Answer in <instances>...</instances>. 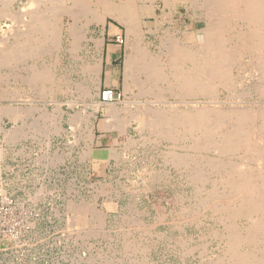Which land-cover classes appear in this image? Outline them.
Instances as JSON below:
<instances>
[{"label":"rangeland","instance_id":"obj_1","mask_svg":"<svg viewBox=\"0 0 264 264\" xmlns=\"http://www.w3.org/2000/svg\"><path fill=\"white\" fill-rule=\"evenodd\" d=\"M48 1L44 0L45 5L41 2L31 6L25 3L26 0H20L12 6L8 0H0V264H232V249L238 254L247 251L257 256L259 249L264 250V247L248 248L243 244L237 249L231 244L233 235L243 237L249 224L245 217L231 215L219 203L227 188L223 184L231 176L235 177L231 173L233 168L236 171L250 169L251 173L258 171L255 163L250 162L253 152L216 154L214 144L219 143L218 134L226 125L202 141L201 130L194 133L184 131L181 135L183 129L177 127L176 132L171 131L176 137L173 139L171 134L167 136L164 132L167 128L154 125V115L159 110L167 113L169 108L168 112L173 109L179 112L200 106L212 107L208 110L214 109V114L218 109L225 113L230 108H252L248 111H261L264 118V89L261 75L257 76L259 62L253 59L249 64L245 62L249 58H245L241 71L234 65V71L231 70L233 83L226 88L227 92L213 88L210 95L198 93L192 94L193 97L179 98L174 95L172 84L169 85L174 81L171 74L176 69L167 65L168 56H165L172 41V46L196 50L202 37L199 30L206 25L200 0H167L166 3L170 1L167 5L162 0L153 4L150 0H127L136 9L146 6L143 9L146 25L142 27L140 42L136 39L139 42L136 44L135 37L127 34L126 23L114 14L106 15L95 0H81L80 5H76L87 10L83 11L86 15L81 12L83 9L73 7V2L53 0L71 9V16L63 17L65 38L62 44L50 40L42 42L35 37L30 39L26 36L29 16L35 11L45 13L52 4V0ZM68 4L72 6L68 7ZM119 9L122 17L126 7L118 6ZM13 14L17 15L15 22L7 16ZM93 15L97 20L100 17L101 21L93 19ZM24 20L28 25L23 24ZM69 32L80 34L77 38ZM193 32H197L198 42L194 40ZM116 37L125 39L124 43L118 45ZM68 43H72L71 46ZM168 44L170 49H167ZM110 46L116 49L111 66L122 71L120 89L116 91L120 99L113 103L120 112L116 117H110L109 107L99 100L103 77L110 68L107 64ZM136 48L144 50L141 52L147 54H144L146 58L156 57L154 59L160 61L162 67H159L162 69L160 74L167 76L162 78L160 75L151 82L147 75L135 70L126 72L125 58L133 55ZM189 67H192L191 63L181 65L184 71ZM42 72L46 73L44 79L41 78ZM256 80L261 85H257ZM160 88H163L162 93ZM169 90L173 93L170 94ZM58 103L61 104L57 106ZM96 105L101 108L97 109ZM123 109L126 113L122 112ZM127 113L133 115L134 120L139 116L147 117L144 123L148 125L153 118L152 124L148 126L141 120L139 123L140 117L134 121ZM263 120L253 123L261 124L260 138L256 137L259 140H264ZM128 121L129 124L125 123ZM118 122L125 124L121 123L119 129ZM189 134L191 138L195 136L192 143L196 140L200 146L194 144L191 147ZM255 142L260 148L264 144L263 141ZM221 160L228 166L225 165L226 170L218 171L214 165ZM230 162H234L235 167Z\"/></svg>","mask_w":264,"mask_h":264},{"label":"bare ground","instance_id":"obj_2","mask_svg":"<svg viewBox=\"0 0 264 264\" xmlns=\"http://www.w3.org/2000/svg\"><path fill=\"white\" fill-rule=\"evenodd\" d=\"M5 1V0H4ZM7 1V0H6ZM16 1H20V0H8V4H13ZM51 1V0H49ZM48 1V2H49ZM57 1H63V0H56ZM69 3L73 2L71 4H73V7H76V5H78L79 3H81V0H68ZM153 4L154 2L156 3L157 0H150ZM149 1V2H150ZM159 1V0H158ZM165 2L164 5H167L166 1L167 0H162ZM193 1V0H192ZM199 0H197L198 2ZM2 2V0H1ZM43 3L44 0H26L25 3L31 5V6H36L40 3ZM46 2V1H45ZM44 2V5H45ZM55 1L53 2L52 0V4L50 6L49 9H45L46 12H33V8H32V15L30 14L29 18V31H27L26 36H29L30 39L31 37H35V38H39L42 42H45V40H50V41H57L59 43L62 44L63 42V37H64V21L65 19L63 18L65 15L70 17V10L69 8L66 9L64 4L61 6L59 3H56ZM66 2V0H65ZM96 5L100 6L102 8V11L107 15V14H114L116 15L118 18H120L122 20V22L124 21V23H126L127 25V34H131L133 35V37H135V44L139 43L140 41L138 39H140L141 37V31H142V27L144 25H146V22L144 21V15H143V9L146 8L145 7H141L140 9H136L131 2L129 1H125V0H116L115 2L112 1L110 3H108L106 0H95ZM94 2V3H95ZM144 2V1H143ZM64 3V2H63ZM135 3V2H134ZM202 9L204 11L205 17H206V21H205V28L199 30L202 34V37L200 38V41L197 38V32H193L194 35V40L195 41H199L197 46L195 47L196 50L192 51V50H188L185 48H182V46H177L174 45L172 46L171 44H174V41H172V43L170 44L171 49L169 44L167 45V49L169 48L170 50L166 53H168V55H164L165 57H167V61H165L166 63L169 61V64L167 63V65L171 66L174 70L176 69V71H173L174 73H172L171 75H173V82L169 83L172 84L170 85L173 88V91H175L174 95L178 96L179 98H185V96H192V94H196L199 95L202 93L203 94H213V88L217 89V91H220L219 89H224L225 91L227 90L226 88H229V85H231V83H233L231 80V70H233V66L237 65V67L240 69L241 71V66L243 63V60L245 61V58H249V60H246L245 62L248 61L249 64H251L250 62H253L252 60L255 59L257 62H259L260 66H259V71L260 73L257 75H261V80H262V85L259 84L258 80H256L257 85H261L263 86L264 89V0H200ZM67 4V3H66ZM84 4V3H83ZM169 4V3H168ZM26 5V4H25ZM80 5V4H79ZM78 5V6H79ZM141 5V4H140ZM146 5V4H144ZM194 5V4H193ZM27 6V5H26ZM43 6V4H42ZM72 6V5H70ZM68 4V7H70ZM120 6L121 8H123L124 6L126 7V13H124V15L122 17H120V12L121 9H119V11L117 10V7ZM190 6V5H189ZM199 6V7H201ZM6 7V6H5ZM38 7V6H37ZM62 7V8H61ZM83 7V5H82ZM84 7H86L84 5ZM138 7V6H137ZM77 8V7H76ZM77 8L78 10H82V13L85 9L84 8ZM193 8V7H192ZM191 8V9H192ZM39 9V8H38ZM63 9V10H62ZM66 9V10H65ZM89 9V8H88ZM104 9V10H103ZM11 10V9H10ZM21 10V9H20ZM23 10V9H22ZM21 10V11H22ZM36 10V8H35ZM44 10V11H45ZM90 10V9H89ZM93 10V8H92ZM9 11V10H8ZM87 11V10H85ZM101 11V12H102ZM7 12V11H6ZM15 12V11H14ZM24 12V11H23ZM72 12V11H71ZM74 12V11H73ZM78 12V11H75ZM90 12V11H89ZM88 12V13H89ZM102 12V13H103ZM169 12V11H168ZM12 13V12H11ZM16 13V12H15ZM21 13V12H20ZM27 13V12H25ZM47 13V14H46ZM49 13V14H48ZM80 13V12H78ZM87 13V14H88ZM98 13V12H97ZM96 13V14H97ZM4 16L6 15V13H3ZM23 14V13H22ZM77 14V13H76ZM75 14V15H76ZM92 14V13H91ZM163 14V13H162ZM26 15V14H25ZM74 15V16H75ZM78 15V14H77ZM86 15V13H85ZM98 15V14H97ZM100 15V14H99ZM98 15V16H99ZM164 15V14H163ZM10 16L11 19L15 22L17 20V15L13 14V15H7ZM6 16V18H7ZM20 16V15H19ZM28 16V15H27ZM95 15L92 16L93 19ZM97 16V17H98ZM101 16V15H100ZM105 16V15H104ZM103 16V17H104ZM166 16V15H165ZM195 16V15H194ZM85 17V16H84ZM109 17V16H108ZM112 17V15H111ZM167 17V16H166ZM169 17V16H168ZM75 18V17H74ZM74 18L72 20H74ZM21 19V18H20ZM71 19V18H70ZM77 19V18H75ZM100 19V17L98 18V20ZM27 20V19H26ZM22 21L23 24H26L25 21ZM89 20V19H88ZM96 18V21H98ZM95 21V20H94ZM101 21V19H100ZM103 21V20H102ZM204 21V20H203ZM69 22V21H68ZM73 22V21H72ZM77 22V21H76ZM89 22V21H88ZM100 23V22H98ZM119 23V22H118ZM74 24V23H73ZM72 24V25H73ZM85 24V23H84ZM102 24V23H101ZM16 25V24H15ZM28 25V24H26ZM186 25V24H185ZM23 26V25H22ZM21 26V27H22ZM70 26V24H69ZM68 26V28H69ZM77 27V24L75 25ZM122 26V25H121ZM16 27V26H15ZM28 27V26H27ZM72 27V26H71ZM126 27V26H125ZM20 28V27H19ZM24 28V27H23ZM11 29V28H10ZM16 29V28H15ZM72 29V28H70ZM74 29V28H73ZM193 29V28H192ZM186 30V29H185ZM191 30V29H190ZM12 31V30H11ZM10 31V32H11ZM69 31V30H67ZM71 31V30H70ZM77 31V30H76ZM176 31V30H175ZM184 31V30H183ZM194 31V30H192ZM74 32V31H73ZM78 32V31H77ZM168 32V31H167ZM178 32V31H177ZM12 33V32H11ZM165 33V32H164ZM175 33V32H174ZM67 34V33H66ZM69 34H73V35H77L75 33H71L69 32ZM80 34V33H79ZM79 34L76 36L78 38ZM166 34V33H165ZM172 34V33H171ZM4 35V34H3ZM182 35V34H181ZM163 36V35H162ZM170 36V35H168ZM75 37V38H76ZM173 37V36H172ZM180 37V36H179ZM34 38V40H35ZM65 38V37H64ZM68 38V37H67ZM74 38V37H73ZM76 38V40H78ZM80 38V37H79ZM127 38V37H126ZM169 38V37H168ZM167 38V39H168ZM171 38V37H170ZM182 38V37H181ZM184 38V37H183ZM27 39V38H26ZM136 39L139 41L137 42ZM142 39V38H141ZM2 40V39H1ZM38 40V39H37ZM125 40V39H124ZM161 40V39H160ZM169 40V39H168ZM181 40V39H179ZM72 41V38H71ZM74 41V40H73ZM72 41V43H73ZM184 41V39H183ZM183 41L181 43H183ZM22 42V41H21ZM40 43V41H38ZM37 42V43H38ZM160 42V41H159ZM196 42V43H197ZM28 43V42H27ZM66 43V42H65ZM72 43H68V45L71 46ZM180 43V44H181ZM25 44V42H24ZM134 44V45H135ZM186 44V43H185ZM37 45V44H35ZM41 45V43H40ZM182 45V44H181ZM193 45V44H191ZM196 45V44H195ZM194 45V46H195ZM31 46V45H30ZM58 47V45H56ZM136 46V45H135ZM169 46V47H168ZM184 46V45H183ZM61 47V46H59ZM73 47V45H72ZM138 49L140 50L141 48H139L140 46H137ZM6 48V47H5ZM16 48V47H15ZM40 48V47H38ZM74 48V47H73ZM79 48V47H77ZM165 50L166 47H164ZM1 49V48H0ZM20 49V48H19ZM137 49V48H136ZM136 49H133V51H136ZM137 49L136 52L133 53V55L125 58L126 63H125V69L126 72H128L129 70L133 71L134 70L136 72H138V74H143V76L147 75V79H157V77L159 76L160 78V71L159 70V63L160 61H157L156 57L150 58H146L145 52L142 53L144 50L139 51ZM143 49V48H142ZM145 49V48H144ZM39 50V49H38ZM77 50V49H76ZM131 50V49H130ZM40 52V51H39ZM147 52V50H146ZM150 52V51H149ZM3 53V52H2ZM13 53H15L13 51ZM162 53V52H161ZM37 54V53H36ZM145 54V55H144ZM151 54V52L149 53V55ZM130 55V54H129ZM128 56V55H127ZM154 56V55H153ZM8 57V56H7ZM26 57V56H25ZM30 57V55H29ZM74 58V57H73ZM78 58V57H77ZM22 59V58H21ZM158 59V58H157ZM160 59V58H159ZM165 59V58H164ZM162 60V59H161ZM16 61V60H15ZM18 61V60H17ZM250 61V62H249ZM255 61V63H257ZM1 62V61H0ZM162 62V61H161ZM164 62V63H165ZM182 62V63H181ZM244 62V63H245ZM99 63V62H98ZM124 63V62H123ZM163 63V62H162ZM163 63V64H164ZM184 63H188V64H192V67H189V71H184L181 68V65H184ZM161 64V63H160ZM257 64V65H259ZM98 65V64H97ZM124 65V64H123ZM247 65V64H246ZM34 66V65H33ZM89 66V65H86ZM94 66V65H93ZM96 66V65H95ZM163 66V65H162ZM187 66V65H186ZM190 66V65H189ZM2 67V66H1ZM82 67V66H81ZM80 67V68H81ZM91 67V66H89ZM98 67V66H97ZM165 67V66H164ZM163 67V68H164ZM168 67V66H167ZM170 67V69H171ZM175 67V68H174ZM245 67V66H244ZM243 67V68H244ZM84 68V67H83ZM82 68V69H83ZM123 68V69H124ZM162 68V67H161ZM169 68V67H168ZM191 68V69H190ZM247 68V67H246ZM252 68V67H251ZM254 68V67H253ZM255 68H257L255 66ZM86 69V67H85ZM90 69V68H89ZM97 69V68H96ZM95 69V70H96ZM171 69V70H173ZM237 69V71L239 70ZM31 70V69H30ZM44 69H42L43 71ZM98 70V69H97ZM165 70V68H164ZM249 70V68H248ZM251 70V69H250ZM249 70V71H250ZM46 71V68H45ZM50 72V70H47L46 72ZM87 71V69H86ZM90 71V70H89ZM93 71V70H92ZM99 71V70H98ZM129 71V72H130ZM166 71V70H165ZM234 71V70H233ZM243 71V70H242ZM248 71V72H249ZM258 71V70H257ZM125 72V70H124ZM135 72V73H136ZM247 72V71H246ZM253 72V71H252ZM256 72V71H255ZM51 73V72H50ZM81 73H83L81 71ZM164 73V72H163ZM170 73V71H169ZM233 73V72H232ZM32 74V72H31ZM255 74V73H254ZM36 75V73H35ZM35 75L33 77H35ZM40 75V73H39ZM42 75L44 79V75H46V73L42 72ZM92 75V74H91ZM135 75V74H134ZM170 75V74H169ZM250 75V74H249ZM126 76V75H125ZM124 76V77H125ZM162 78L164 75H161ZM167 76V75H166ZM164 76V77H166ZM251 76H253L251 74ZM21 77V76H20ZM97 77V76H96ZM128 77V75L126 76V78ZM140 78V77H139ZM172 78V76H171ZM236 79L238 77H235ZM259 78V77H258ZM21 79V78H20ZM42 79V80H43ZM50 79V78H49ZM30 80V79H29ZM48 80V79H47ZM131 80V78H130ZM145 80V79H144ZM249 80V79H248ZM35 81V80H34ZM41 81V80H40ZM52 81V80H50ZM49 81V82H50ZM134 81V80H132ZM137 81V80H136ZM135 81V82H136ZM156 81V80H155ZM162 81V79L160 80V82ZM235 81V80H234ZM239 81V80H238ZM251 81V80H250ZM126 82V81H125ZM130 82V81H129ZM159 82V81H158ZM165 82V81H164ZM237 82V80L235 81V83ZM144 83H146V81H144ZM42 84V83H41ZM129 84V83H128ZM127 84V86H128ZM135 84V83H134ZM155 85V84H154ZM152 85V86H154ZM169 85H167V89L169 87ZM79 86V85H77ZM125 86V85H124ZM136 86V85H135ZM142 86V85H141ZM165 86V85H164ZM234 86V85H233ZM256 86V85H255ZM137 87V86H136ZM125 88V87H124ZM152 88V87H151ZM233 88V87H231ZM81 89V88H80ZM139 89H141L139 87ZM150 89V88H149ZM163 89V88H162ZM160 88V92L163 91ZM214 89V91H215ZM257 89V88H256ZM260 90H262V88L259 87ZM128 90V89H127ZM235 90V89H234ZM258 90V89H257ZM142 91V90H141ZM146 91V90H145ZM158 91V90H157ZM158 91V92H159ZM170 91V90H169ZM252 91V90H251ZM256 91V90H255ZM85 92V91H84ZM131 92V91H130ZM172 91H170V94ZM227 92V91H226ZM228 92H230L228 90ZM140 93V91H139ZM154 93H157L156 91ZM162 93V92H161ZM160 93V94H161ZM169 93V92H168ZM199 93V94H198ZM241 93V92H240ZM256 93V92H255ZM258 93V92H257ZM89 94V93H88ZM138 94V93H137ZM205 94V95H206ZM261 94V93H260ZM215 95V94H214ZM258 95V94H257ZM138 96V95H136ZM151 96V95H150ZM213 97V95H211ZM231 96V95H230ZM172 97V96H171ZM193 97V96H192ZM196 97V96H194ZM205 97V96H204ZM250 97V96H249ZM177 98V97H176ZM187 98V97H186ZM228 98V97H227ZM186 100V99H185ZM210 101V100H209ZM100 103V102H98ZM190 103V102H189ZM61 104L58 103L57 106ZM107 105L105 106L106 108H108V114L110 117H116L118 115V113H120L116 108H114L113 103H107L104 104ZM113 105V107H111ZM182 105V104H181ZM184 105V104H183ZM189 105V104H187ZM259 105V104H257ZM186 106V105H185ZM146 107V106H145ZM208 107V106H207ZM227 107V106H226ZM7 108V107H6ZM59 108V107H57ZM96 108L99 109L101 108L100 105H96ZM160 108V107H158ZM167 108V107H166ZM212 108V107H210ZM210 108H208L209 110H211ZM256 108H259L258 106ZM105 109V108H104ZM122 110V108H119V110ZM156 109V108H155ZM170 109V108H169ZM166 110L167 113H162L163 111L159 112L156 111L154 112V114L156 113V115H154V122L157 125L156 127H165L167 128V132L166 135L169 136L171 134V131L176 130L177 127H181L183 129V131H181V135L184 134L182 132H196L197 130H201L203 133L200 134L201 136V141L204 139H206L208 136L211 137V133H214L216 130L222 129L223 126L226 125V127L224 128L223 132H219L218 135H220V140L219 143H215L214 144V150L217 151V153H219L220 155H227V153H230L232 151H246V152H253V156H251V161H253L252 163H255L256 165V169L258 170L256 173H254L255 171H253V173H251V170L248 169L249 171H247L246 167H244L246 169V171L244 170H238L241 172L236 171L234 168V172L236 171L237 173H233V170L231 171V173L233 175H235L234 179L231 178L229 180H226V184L224 183L223 185L227 186V190L225 189V193L223 197H219V203L221 202V204L223 206H225V208L227 210L230 211L231 215L234 216H243L247 219L248 221V227L246 228V232L244 233L243 237H237L236 235H233V237L231 238V244L234 246V248L241 247L240 245H245L248 246V248L250 247H264V144L259 147H257V143L255 141H263L262 139L259 140L260 138V133L259 131L262 129L261 124L259 125H255L253 124L255 121H257L258 119L262 120L264 119L263 117H261L262 112L259 113L257 111H248L247 109L244 110H236V109H232L230 108V110L225 111V113H223L222 111L221 113L218 112L216 110V114L213 113L214 109L212 111L209 112V110L207 108H200L199 107H188L186 108L184 111H179V112H175L176 110L178 111V109H176L172 112H168L169 111ZM216 109V107H215ZM242 109V108H241ZM120 110V111H121ZM164 110V109H161ZM180 110V109H179ZM261 110V109H260ZM55 111V110H54ZM154 111V109H153ZM123 113H126V111L124 112V109L122 111ZM146 112V111H145ZM148 112V111H147ZM264 113V112H263ZM128 114V113H127ZM145 114V113H144ZM59 115V114H58ZM126 115V114H125ZM130 114H128L129 116ZM136 115V112H135ZM152 115V114H151ZM264 115V114H263ZM20 116V115H19ZM121 116V115H120ZM128 116L126 118V120L128 119ZM138 116V114H137ZM136 116V117H137ZM149 116V115H148ZM12 117V116H11ZM18 117V116H17ZM123 117V116H121ZM130 117H132L133 119V115ZM140 117V116H139ZM138 117V118H139ZM143 117V116H141ZM139 119V123L140 120L144 123V118ZM124 118V117H123ZM138 118H135L138 119ZM147 118V117H146ZM145 118V119H146ZM108 120V119H106ZM121 120V118H120ZM118 120V121H120ZM125 120V119H124ZM131 120V119H130ZM134 120V119H133ZM134 120V121H135ZM152 120L151 119V124H152ZM123 121V119H122ZM148 121V120H147ZM229 121L227 124L226 122ZM264 121V120H263ZM262 121V122H263ZM124 122V121H123ZM123 122H118V124L112 126V128L116 127L117 125L119 126V129L121 128L120 124ZM141 122V123H142ZM234 124H233V123ZM108 124V122H106ZM110 123V122H109ZM129 124L128 122H125ZM123 123V125L125 124ZM141 126H144V124H146V122ZM149 123V125H150ZM106 124V126H108ZM126 124V125H128ZM112 125V124H111ZM110 125V126H111ZM122 125V126H123ZM148 125V123L146 124ZM148 125V126H149ZM153 125L154 128H156ZM159 125V126H158ZM263 125V124H262ZM137 127V126H136ZM145 127V126H144ZM105 128V127H104ZM109 128V127H108ZM124 128V127H123ZM143 128V127H142ZM227 128V129H226ZM260 128V130H259ZM264 128V126H263ZM156 130V129H155ZM162 130V129H161ZM164 130V129H163ZM181 130V129H180ZM180 130H177V132H180ZM152 131V130H151ZM154 131V130H153ZM122 132V131H121ZM124 132V131H123ZM150 132V131H149ZM159 132V131H158ZM176 132V131H175ZM174 132V133H175ZM217 132V131H216ZM263 132V131H262ZM161 134V133H160ZM163 134V133H162ZM211 134V135H210ZM156 135V134H155ZM164 135V134H163ZM165 135V136H166ZM173 139L176 138L173 136V134H171ZM170 135V136H171ZM178 135V134H176ZM175 135V136H176ZM215 135V134H214ZM213 135V136H214ZM217 135V136H218ZM164 136V137H165ZM180 136V135H178ZM188 136V135H187ZM212 136V137H213ZM259 137L256 139V137ZM182 137V136H180ZM190 137V134L189 136ZM195 137V136H193ZM192 137V138H193ZM197 138H200V136H196ZM206 137V138H205ZM264 137V136H263ZM183 138H185L183 136ZM191 138V137H190ZM192 138L191 143H192ZM196 138V139H197ZM255 138V140H254ZM166 139V138H165ZM171 139V141L173 140ZM195 139V138H194ZM212 139V138H210ZM208 139V140H210ZM177 139H175L174 141H176ZM208 140H205L208 142ZM213 142H214V137H213ZM158 141V140H157ZM198 141V139H197ZM199 142V141H198ZM218 142V141H215ZM256 144H255V143ZM178 143V142H177ZM209 143H211L209 141ZM256 145L255 148H253V144ZM193 144V145H192ZM191 147H194V144H196V140L195 143H192ZM200 144V143H199ZM205 144V146L207 145L206 142L203 143ZM217 144V145H216ZM210 145V144H209ZM216 145V146H215ZM253 145V146H252ZM200 146V145H197ZM196 146V147H197ZM195 147V149H196ZM212 147V146H211ZM184 148V147H183ZM190 149V145L188 147ZM205 148V147H203ZM199 149V147H198ZM192 150V148H191ZM209 150V149H208ZM195 152V151H194ZM248 152V153H249ZM205 153V152H204ZM175 154V153H174ZM218 154V155H219ZM186 154H184L185 157ZM247 155V154H244ZM243 155V156H244ZM176 156V155H175ZM178 156V155H177ZM181 156V155H180ZM188 156V155H187ZM229 156V155H228ZM242 156V158H244ZM249 156V158H250ZM196 157V156H195ZM203 157V156H202ZM187 158V157H186ZM185 158V159H186ZM211 158V157H210ZM216 158V157H215ZM238 158V157H237ZM240 158V157H239ZM241 158V159H242ZM180 159V157H179ZM182 159V158H181ZM184 159V160H185ZM240 159V160H241ZM248 158H245V160ZM212 160V159H211ZM210 160V161H211ZM244 160V161H245ZM193 161V160H192ZM201 161V160H200ZM249 162V160H247ZM194 162V161H193ZM209 163V161H207ZM217 162V161H216ZM219 162V163H218ZM217 163H215V165L213 163L210 162V164L214 167L215 169L219 170H226V166L228 165H224L222 160L218 161ZM192 163V162H191ZM199 163V162H198ZM207 163V164H208ZM221 163V164H220ZM234 165L235 163L232 162ZM179 164V163H178ZM182 164V163H181ZM184 164V163H183ZM186 164V163H185ZM206 164V163H205ZM206 164V165H207ZM219 164V165H218ZM231 164V162L229 163ZM231 164V165H233ZM237 164V163H236ZM197 165V164H196ZM200 165V164H199ZM210 165V167H211ZM230 165V166H231ZM233 165V166H234ZM238 165V164H237ZM241 164H239L240 167ZM245 165V164H244ZM247 165V164H246ZM202 166V165H201ZM229 166V168H230ZM232 166V167H233ZM197 167V166H195ZM193 167V168H195ZM231 167V169H232ZM235 167V166H234ZM248 167V166H247ZM252 167V166H251ZM209 168V167H207ZM213 168V167H212ZM228 168V170H229ZM237 168V166H236ZM242 169V166L240 167ZM255 168V166H254ZM252 168V169H254ZM210 169V168H209ZM199 170V169H198ZM206 170V169H205ZM203 171V170H202ZM216 171V173L218 172ZM197 172V170H196ZM207 172V171H206ZM210 172V171H209ZM223 172V171H222ZM195 173V172H194ZM199 173V171H198ZM196 175H199V174ZM202 173V172H201ZM220 173V172H218ZM224 173V172H223ZM230 175V173H228ZM202 174H200L199 177H201ZM215 175V174H214ZM226 175V174H225ZM227 175V176H229ZM194 176V174H193ZM198 177V176H197ZM207 177V176H206ZM194 178V177H193ZM222 178V177H220ZM218 178V179H220ZM224 178V177H223ZM195 179V178H194ZM205 179V178H204ZM215 180V178H214ZM201 181V180H200ZM198 181V182H200ZM215 182V181H214ZM221 182H224V180H222ZM204 183V182H202ZM215 187V186H213ZM218 188V187H217ZM214 190V188H213ZM204 196V195H203ZM215 198V196H214ZM216 199V198H215ZM217 203V202H216ZM89 210V209H88ZM78 214V213H77ZM224 214V213H223ZM233 218V216H232ZM225 220V219H224ZM232 225V224H231ZM237 226V225H236ZM228 229V228H227ZM238 232V231H236ZM243 233V232H242ZM241 235V234H240ZM239 236V234H238ZM242 236V235H241ZM229 241V240H226ZM228 243V242H226ZM230 244V243H229ZM227 245V244H226ZM231 245V247H232ZM224 246V245H223ZM230 246V245H229ZM246 248V247H245ZM257 248V247H256ZM229 249V247H228ZM232 249V248H231ZM252 249V248H251ZM263 249V248H262ZM233 251H235V249H232ZM258 250V249H257ZM232 251V264H264V250H260L257 252V256L255 257L253 255V253L251 252H243L242 254H238V251L233 252ZM255 251V250H254ZM240 252V251H239ZM222 253V252H221ZM251 255H250V254ZM224 254V253H223ZM227 254V253H226ZM229 256V255H228ZM254 256V257H253ZM220 258V257H219ZM223 258V257H222ZM228 259V258H227ZM228 260H231V258H229ZM220 261V259H219ZM220 263V262H219ZM227 263V261H226ZM231 263V262H230Z\"/></svg>","mask_w":264,"mask_h":264},{"label":"crops","instance_id":"obj_3","mask_svg":"<svg viewBox=\"0 0 264 264\" xmlns=\"http://www.w3.org/2000/svg\"><path fill=\"white\" fill-rule=\"evenodd\" d=\"M109 50V49H108ZM110 50L107 54V64L110 65V68L106 71L104 77H103V86L102 90L104 88H111L115 91H119V87L121 85L122 80V71L120 68H112L111 62H113V57L116 56V49L113 46H110Z\"/></svg>","mask_w":264,"mask_h":264},{"label":"built area","instance_id":"obj_4","mask_svg":"<svg viewBox=\"0 0 264 264\" xmlns=\"http://www.w3.org/2000/svg\"><path fill=\"white\" fill-rule=\"evenodd\" d=\"M115 42L118 45H122L124 43V39L121 37H116ZM120 99V95L111 88H104L99 93V100L101 103L107 104V103H115L118 102Z\"/></svg>","mask_w":264,"mask_h":264}]
</instances>
